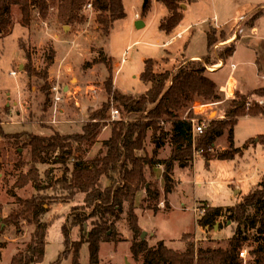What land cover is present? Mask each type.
<instances>
[{
	"label": "rangeland",
	"instance_id": "obj_1",
	"mask_svg": "<svg viewBox=\"0 0 264 264\" xmlns=\"http://www.w3.org/2000/svg\"><path fill=\"white\" fill-rule=\"evenodd\" d=\"M88 1H84L70 23H66L59 17L58 0H44L49 6L47 17L40 12V5H33L32 20L28 25L22 23L21 11L18 6H14L12 8L14 25L7 34L0 35V204L2 205V208L0 205V248L6 246L0 264H10L17 253L25 251L33 242L36 230L35 225L27 220L20 222V230L15 225L4 222L15 209H19L15 198L9 195L13 189L24 199L31 198L38 192L32 182L24 187L17 186L20 177L27 174L35 163L31 161V147H24L22 143L18 145L12 136L22 134L21 132L24 131L48 135L53 130L63 134L82 133L90 113L100 109L104 102L109 101L105 88L110 77L113 76L114 90L115 88L119 89L114 83L116 77L120 87L123 88L122 90L126 91L124 93L138 97L147 91V84L149 89L151 88V83H144L140 78L145 69V61L154 60L155 67L159 58L165 56L164 51L169 50L168 47H162L164 43L167 45V40L173 34H167L161 29V23L168 19V10L162 2L158 0H123L126 16L116 20L112 25L110 35H105L98 28L100 14L90 18L89 13L85 11L84 6ZM194 1V14L189 17L185 15L183 18V21L194 24L193 32L224 22L221 17L218 20L214 19L217 5L221 4V6L227 7L226 9L230 12L239 10L240 13L246 14L250 8H259L260 4L264 2V0ZM148 3L149 8L146 15H142L144 7ZM98 6L101 7L100 4ZM136 14H140L139 19ZM138 20H143L145 25L137 28L135 23ZM66 26H69L68 30L65 29ZM230 27H232L231 24ZM262 44L264 46V41ZM178 45L179 42H176L171 47L176 49ZM23 47L29 51L32 59L30 62H28ZM231 49H233L231 46L224 48L220 56L228 55ZM50 57L53 58L52 64L49 60ZM205 60H208V57ZM215 60L217 64H220L217 59ZM201 63L195 64L201 65ZM21 65L24 66L22 69ZM29 65H34L38 71H43L48 66V80L44 81L40 76L29 74L27 72ZM263 73L264 71L259 75L251 76L254 77L255 82H264L261 78ZM205 74L209 76L207 72ZM54 87L59 90V95L63 100L58 103L57 107ZM259 93H264V90L253 96H245L251 107L256 105L264 107L263 102L258 99ZM208 102L216 101L208 99ZM233 102L234 100L227 102L229 110L234 108L236 102ZM193 103L181 113L182 118L190 116L191 112L194 115ZM111 104V108L112 106L120 108L112 97ZM18 105L19 109L23 111L22 117H18L16 114ZM81 105H85V112L82 115L75 114V110L80 109ZM151 107L152 105L149 106V108ZM246 107V110L249 111V104ZM7 109L9 113H6ZM207 111L208 108L199 106L197 115L200 116ZM145 116L146 114H125V116L122 114L121 119L116 121L146 122L149 118ZM216 116L213 114L209 117L213 120L218 118ZM260 116L262 117L244 116L239 118L235 125V143L242 153L236 155L234 159L207 161L208 159L203 153L195 149L193 158L187 165L177 161L173 169L177 186L167 198L161 192L156 212L150 206L151 204L144 200L146 196L144 190L138 193L135 200L136 205L133 208L129 207L128 209L127 203H125V211L116 224V235L101 244L100 264H144L142 255L136 259L131 252L135 234L130 227L128 213L132 210L131 213H136L139 217L140 236L143 231H146L145 239L151 247H155L158 241L163 240L169 248L184 252L187 250L188 241H184L183 238L187 233L194 235L196 252L201 247L204 249L226 247L229 238L236 232L238 223L228 221L229 214L225 213L218 219L217 225L219 226L220 223L222 228L228 227L218 232L216 229H211L210 234L206 233V230L198 225L201 215L196 212V207L205 203L209 206L229 207L227 205L240 202L244 194L247 195L252 190L258 189L259 184L264 180V146L259 143L251 144L244 149L243 146L250 138L264 135V115ZM64 118L67 119V124L61 123L62 120H65ZM82 118L86 121L80 124L71 122ZM157 122L164 131H170L171 122L169 119ZM111 123L107 125L105 131L107 135H110L112 131ZM71 124L77 125V127L74 129H71V126L64 128V125ZM105 126L101 132L104 131ZM160 135L159 132L157 136ZM99 137L96 144L84 146L86 162L103 156L105 148L102 141L106 139L101 135ZM148 138L146 151L137 152L138 154H153L158 139L153 138L151 131L148 132ZM223 138L216 140L214 148L211 150L212 157L215 158L216 155L228 149L229 145L225 141V136ZM161 144L163 145L158 148V158L166 159L170 157L173 149L169 134L161 141ZM55 159L56 156L47 163L35 164L40 169L41 180L44 183H48L52 177L61 178L63 175L64 166L54 163ZM19 161H24V163ZM19 163L22 164L20 169L17 168ZM162 167H156L154 176L149 179L157 182L159 187L164 189V179L161 176ZM48 171H50L49 175ZM148 175L150 177V172ZM235 180L237 184L234 183ZM105 182H107L105 186L112 184L110 180ZM236 190H240L242 193L235 195ZM40 195L48 197L50 207L48 212L41 216V220L48 223V231L45 256L38 264H74L72 253L61 257V253L66 249L63 226L67 220L72 221L73 218H70L69 215L71 209L84 202V195L78 194L69 201H67L66 193L58 189H49L41 192ZM166 199L169 200V208L166 207ZM254 215L256 212L252 211L251 216ZM261 215L262 213L256 217L259 219ZM257 221L255 228L247 229L243 225L244 235L249 238L247 243L242 246V249L247 250L248 255L244 264H248L249 259L252 260L249 251L257 248L256 239L264 237V234L259 232L262 223ZM71 224L72 222L68 223L71 241H78L81 238L82 230L78 226L72 227ZM228 224L231 226L229 227ZM91 226V222H87L86 231ZM79 252V263L90 264L89 244L83 243ZM239 256L241 257L240 254Z\"/></svg>",
	"mask_w": 264,
	"mask_h": 264
},
{
	"label": "trees",
	"instance_id": "obj_2",
	"mask_svg": "<svg viewBox=\"0 0 264 264\" xmlns=\"http://www.w3.org/2000/svg\"><path fill=\"white\" fill-rule=\"evenodd\" d=\"M84 1L58 0L59 17L66 23H70ZM158 1L165 5L170 14L168 19L160 25L163 31L170 34L183 21L182 5L184 3L182 0ZM35 4L40 5V12L47 17L49 6L44 0L42 2L40 0H0V35L7 34L14 25L12 20L14 6H18L21 11L22 23L28 25L31 23V10ZM148 8L149 3L144 7L142 15H146ZM99 14V30L105 35H110L113 23L126 16L123 0H106L105 9ZM212 43L211 38L210 44ZM232 48L229 55L234 51V47ZM22 49L26 52V57L30 62L32 59L29 51L25 47ZM49 60L52 64L53 58L50 57ZM48 66L43 71H38L34 65H29L27 72L40 76L45 81L49 78ZM206 70V67L193 63L181 66L174 74L171 72L156 73L154 60L148 59L145 61V69L140 76L144 83H151V88L147 93L137 97L116 88L114 90L113 76L110 77L105 88L109 101L104 102L100 109L90 113L82 133L63 134L53 130L49 135L27 131L13 135L12 138L18 145L22 143L24 147H31L32 163L44 164L56 156L54 163L62 164L64 172L61 178L52 177L48 183H44L41 180L38 165L34 164L27 174L20 177L17 186L24 187L32 182L38 192L26 199L19 197L14 189L11 194L9 193L15 198L19 209H15L4 222L15 225L20 230V222L27 220L32 222L36 228L33 242L25 251L17 253L10 264H38L45 256L48 223L43 222L41 216L48 212L50 205L48 197L40 195L41 192L49 189L62 190L66 193L67 201L74 199L78 194L84 195V202L71 209L69 215L73 218L72 221L67 220L63 226L66 249L61 253V257L72 253L74 264H80V248L83 243H88L90 264H100L101 244L116 235V224L125 211V203L128 209L133 208L136 205L135 200L138 193L144 190L146 193L144 200L151 204L155 212L158 210L157 204L161 197V190L157 182L150 180L154 176L155 166L164 167V195L167 198L177 186L173 171L174 164L180 161L187 165L192 160L195 149L203 153L208 160H231L242 153L241 149L235 146V125L240 117L264 115V107L259 105L251 107L250 104L248 107L250 110L247 111L246 97L239 96L234 100L236 104L227 112L224 120L205 121L207 126L204 132L195 136V125L192 119L181 117V113L199 98L215 101L223 98L217 84L205 74ZM262 90L264 89L257 90L256 93ZM259 95H264V93H259ZM111 97L118 103L124 116L125 114H146L145 117L149 120L146 122L124 120L110 122L112 124L111 135L102 141L105 148L103 156L86 162L84 146L96 144L102 128L110 124L107 119L110 118ZM150 105H152L151 108H149ZM6 113H9L8 109ZM189 118H193L192 112ZM162 119L170 120L169 132L164 131L158 125L157 121ZM199 122L203 121L199 120ZM149 131L153 133V138L158 139L157 147L152 155L138 154L137 152L146 151ZM159 132L161 135L157 136ZM168 134L173 145L172 153L166 159L158 158V148L162 146L161 141ZM224 136L227 138L228 149L216 155L215 158L212 157L211 150L216 140ZM257 143L264 146V135H260L258 139H249L243 149ZM19 162L24 163V161ZM21 163L17 164L18 169L21 168ZM47 174L49 175L50 171ZM106 180L111 181V186H105ZM154 202H156L155 205H152ZM169 206V200L166 199V207L169 208ZM198 207L205 210L198 219V225L203 228L215 229L218 226V219L225 213L229 214L228 221L238 223L236 232L229 238L226 247L205 249L201 247L196 252L194 235L191 233L184 235V241H188L187 250L184 252L169 248L163 240L159 241L155 247H151L148 241L142 238L143 232L140 236L138 215L131 213L133 210L131 212L128 210L129 224L135 234L131 247L133 256L139 259L142 255L144 264H244L245 259L240 257L239 253L249 238L244 235L243 225L247 229L255 228L259 220L262 223L259 232L264 234V180L259 184L258 189L245 195L235 206H209L205 203ZM252 211L256 212L253 217L251 216ZM260 213L262 215L258 219L256 216ZM70 222H72V227L78 226L82 230L78 241H71L68 225ZM87 222H91L92 225L88 231L85 229ZM218 227L221 228L220 223ZM258 238L256 239L257 248L249 251L252 260L249 259L248 264H264V237Z\"/></svg>",
	"mask_w": 264,
	"mask_h": 264
},
{
	"label": "crops",
	"instance_id": "obj_3",
	"mask_svg": "<svg viewBox=\"0 0 264 264\" xmlns=\"http://www.w3.org/2000/svg\"><path fill=\"white\" fill-rule=\"evenodd\" d=\"M182 1L184 3L183 4L184 16L186 15V17H189L190 15H193L195 11L194 8L195 1L194 0H188V1L182 0ZM226 8L227 7L221 6V4L220 6L217 5V8L214 13L215 20H218L221 17L224 22L217 24V26H211L210 28L206 27L201 31L197 30L193 32L194 24L188 21L187 22L182 21L173 30L172 37L166 42L167 45H165V43L162 45V47L163 46L168 47L169 50L164 51L165 56L160 57L159 60L155 63V67H154L156 73H162L166 71L175 73L181 66L188 65V63L190 62L199 63V64L202 62L201 65L211 71L210 72L206 70V72L209 74L208 77H210L217 84L223 98L213 103H210L208 102V99L204 100L203 98H199L195 100L196 109L194 110V112L196 114H197V108H199V106L200 108H208V111L210 110L209 113H207L208 112L207 111L206 113H203L202 115L199 116L200 119H204L207 121L211 120L209 116H212L213 114L217 115L216 117L218 118L216 119L223 120L224 118H226L227 111L229 110V107H227V102H232L233 100L237 99L239 96L256 95L257 90L264 89V82H260V81L255 82V79H253L254 77L252 78L251 76V75L253 76L259 75L260 73H262V71H264V46L262 44V42L264 41V2L260 4L259 8L256 7L250 8V10L246 14L240 13L239 10H237L236 12L234 11L230 12ZM168 17H169V12L167 14V18ZM230 24L232 25V27H230ZM172 38L175 39L173 40V42L169 43ZM211 38L213 40L212 44H210ZM176 42H179V45L176 49H173L171 46L174 45ZM230 46L234 47L233 53L231 55L222 54V56H220L221 51L224 50V48ZM190 49L192 50L190 51ZM207 57L208 60H205V58ZM215 59H217L220 62V64H217ZM261 78L262 81H264V73L262 74ZM114 83L115 85L118 86L120 91L123 89L120 87L119 82H117L116 77L114 79ZM148 89L149 86L147 84V91ZM122 91L126 92L125 90ZM146 92H143L142 94H140V96L144 95ZM258 99H260V101L263 102L264 104V95L258 94ZM200 102H203V104H200ZM84 107L85 105H81L80 109L75 110L76 111L75 114L82 115L85 112ZM87 108L86 110H88ZM16 114L18 117H22L23 115V111L19 109V105L18 107H16ZM258 117H262V116L258 115ZM83 121L86 120L82 118L81 120H76L71 122L73 124L74 123L80 124ZM61 123L67 124L68 121L67 119H65L62 120ZM73 124L67 126L64 125V128H68L70 126L71 129L76 128L77 125H73ZM106 130H107V126H105L104 131L101 132L100 134L104 139H108L111 135V132L110 135H107V133H105ZM258 136L260 135H257L254 138H257ZM98 138L100 139V137ZM221 139L224 138L222 137ZM225 141L227 142L226 137H225ZM158 166L161 165L155 166L153 168V172L154 169ZM162 168L163 169H161L162 171L161 176L163 177L164 167ZM105 183L107 184V182ZM158 188L159 190H162L161 192L164 193V189L160 188L159 185ZM241 193L240 190H236L235 195ZM1 195L5 196L4 194ZM244 196L245 194L242 196V199ZM236 204L227 205V206H235ZM228 225L229 227L231 226V224ZM227 227L228 226L223 228L216 227L215 229L218 232L225 230V228ZM204 230H206V233L209 234L211 233L210 229H208L207 227L204 228ZM5 249L6 246L0 248L1 250L0 259H2L3 257L2 253L4 252Z\"/></svg>",
	"mask_w": 264,
	"mask_h": 264
},
{
	"label": "built area",
	"instance_id": "obj_4",
	"mask_svg": "<svg viewBox=\"0 0 264 264\" xmlns=\"http://www.w3.org/2000/svg\"><path fill=\"white\" fill-rule=\"evenodd\" d=\"M98 4H100L101 7L98 6ZM106 7V0H89L88 3H86L84 9L87 13H89V17L92 18L93 16L97 15L98 13H100L102 10H104ZM137 18H140V14H136ZM175 38H172L171 42H173ZM53 90L56 91V98H55V102H56V107L58 106V103H60L62 100L61 96L59 95V90L54 87ZM201 104V102H200ZM247 104L250 105V103L248 102ZM192 109L195 110L196 109V102L193 103ZM122 116V112L121 110L116 107V106H112L111 108V112H110V118L107 119V122H115L116 120L121 119ZM186 119H192V121L194 122V136L200 133H203L205 128H206V123L204 119H200L199 116L194 112L193 118H189L185 117ZM199 120H202L203 122H199ZM234 183L237 184V181L235 180ZM196 212H199V214L203 215L205 210L199 208L198 206L196 207ZM202 212V213H201ZM241 255L242 258L246 259L248 257L247 255V250L246 249H241V252L239 253Z\"/></svg>",
	"mask_w": 264,
	"mask_h": 264
},
{
	"label": "water",
	"instance_id": "obj_5",
	"mask_svg": "<svg viewBox=\"0 0 264 264\" xmlns=\"http://www.w3.org/2000/svg\"><path fill=\"white\" fill-rule=\"evenodd\" d=\"M146 1H148V0H146ZM183 7H184V5H183ZM135 24H136V27H137V28H141L142 26H144V22H143L142 20H138V21H136ZM65 29L68 30V29H69V26H66ZM23 67H24V66L21 65V69H22ZM145 236H146V232H143V233H142V238H145Z\"/></svg>",
	"mask_w": 264,
	"mask_h": 264
}]
</instances>
